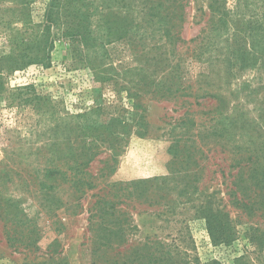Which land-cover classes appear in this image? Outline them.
I'll return each mask as SVG.
<instances>
[{
  "label": "rangeland",
  "instance_id": "rangeland-1",
  "mask_svg": "<svg viewBox=\"0 0 264 264\" xmlns=\"http://www.w3.org/2000/svg\"><path fill=\"white\" fill-rule=\"evenodd\" d=\"M50 1L30 5L34 24ZM90 1L85 41L53 29L48 67L0 76V264H96L106 228L117 259L149 243L191 264H264V25L242 63L208 22L209 0L161 13ZM241 9L264 18V0ZM55 166L64 181L48 178ZM209 223L233 228L232 242Z\"/></svg>",
  "mask_w": 264,
  "mask_h": 264
},
{
  "label": "trees",
  "instance_id": "trees-1",
  "mask_svg": "<svg viewBox=\"0 0 264 264\" xmlns=\"http://www.w3.org/2000/svg\"><path fill=\"white\" fill-rule=\"evenodd\" d=\"M35 1L0 0V37H4L6 42V48L0 49V76L1 74H12L13 72L24 70L34 64L48 67L56 41L53 29H57L62 37L71 42L73 46L78 43L77 41H85V37L91 35L89 30L81 26L82 19L80 20L79 17V12L83 8H86L88 4L93 5L90 0H51L45 16V23L40 25L34 24L31 16L30 5ZM165 1L167 0H147L146 8L151 12L158 11L161 13L169 8V6H166ZM243 2L244 0H238L236 9L233 12L227 8V0H209L210 13L208 20L210 24L214 25L212 28L218 30V36L222 37L227 34L224 42L227 44L230 55L236 56L242 63L247 60L249 61L251 57L250 51L247 49L249 41H252V50H256L257 42L255 38L264 25V18L260 19L257 15L253 14L252 10L248 13H241V11L243 12L241 9ZM6 3L12 4V6L9 9H4L2 5ZM253 3L255 1L246 4V7H250ZM104 6L105 8L109 7L108 4ZM216 20L220 26L215 23ZM78 21H80V24L78 23L75 26V22ZM165 21L163 20V23ZM230 29H233L232 34L229 33ZM166 35V37L170 36L168 30H166ZM214 45L216 44L214 43ZM261 49L263 51L264 44H262ZM1 91L2 84H0V95ZM86 165L76 161L72 172L74 171L77 175L78 172H81V168ZM62 167L55 166L50 168L48 178L55 182L57 177H62L64 181L67 172L64 173ZM75 174L72 181L76 178ZM80 182L83 181L78 179L74 184L78 185ZM83 183L89 188L95 187L90 181H84ZM237 203L245 210H251L254 206L253 204L242 203L241 200H237ZM96 205L103 207L98 210L101 216L100 219L105 217V215H109V212L105 210L107 202L104 203L102 201L101 203L98 201ZM109 210H116V205L114 204ZM111 215L113 216V214ZM212 225L209 223L210 231L213 233L211 235H214L215 242L219 240L226 244L232 242L234 234L232 235L231 231L233 228L225 224L222 226ZM106 229H103V236L99 238V240H107L101 243V246L104 248L100 250V261L96 264H191L186 254H183L182 258L179 259L180 253H175L172 249H165V247L161 251V247L151 246L149 243L144 244L141 252L138 249L133 250L128 256L117 259L116 256L121 255V253H116V256L111 255L114 251V246L109 241L112 233L109 234ZM220 229L225 230V238L222 237L223 234L218 237L216 236L215 233H219ZM120 240L122 241V238ZM122 243H119V245L121 246ZM207 264L219 263L212 261Z\"/></svg>",
  "mask_w": 264,
  "mask_h": 264
}]
</instances>
